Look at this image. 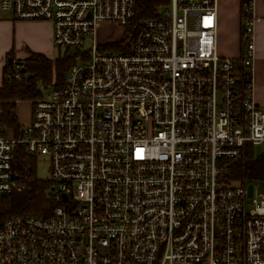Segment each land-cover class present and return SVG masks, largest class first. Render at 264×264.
I'll list each match as a JSON object with an SVG mask.
<instances>
[{
	"label": "built area",
	"instance_id": "built-area-1",
	"mask_svg": "<svg viewBox=\"0 0 264 264\" xmlns=\"http://www.w3.org/2000/svg\"><path fill=\"white\" fill-rule=\"evenodd\" d=\"M170 1L136 22L138 0H0L50 22L55 48L86 46L18 133L0 130V198L26 189L24 152L46 157L55 203L0 220V264H264V192L225 179L264 144L253 1L238 58L218 53L216 0ZM101 23L119 39L100 42Z\"/></svg>",
	"mask_w": 264,
	"mask_h": 264
},
{
	"label": "trees",
	"instance_id": "trees-1",
	"mask_svg": "<svg viewBox=\"0 0 264 264\" xmlns=\"http://www.w3.org/2000/svg\"><path fill=\"white\" fill-rule=\"evenodd\" d=\"M170 2V0H138L135 21L157 16V9L160 6L169 5ZM251 2L252 0L243 1L242 17L245 21L250 17ZM243 47L242 39V51ZM115 48L114 45L107 47L108 50ZM22 63L25 69L22 81H10L7 78L9 66L4 67L0 87V130L7 129L18 133L22 127L18 116V105L40 98L42 96L39 89L41 83L45 87L53 84L54 81L62 83L71 67L78 62L77 58L72 60L68 56L60 55L56 59H50L43 54L32 53ZM18 163L26 176L27 186L21 193H13L0 198V220L18 215L48 217L55 207V203L48 195L51 183L39 176L34 158L20 152ZM225 179L227 182L264 183V154L256 156L254 147H247L244 157L228 167Z\"/></svg>",
	"mask_w": 264,
	"mask_h": 264
},
{
	"label": "crops",
	"instance_id": "crops-1",
	"mask_svg": "<svg viewBox=\"0 0 264 264\" xmlns=\"http://www.w3.org/2000/svg\"><path fill=\"white\" fill-rule=\"evenodd\" d=\"M243 1L216 0L218 12L217 48L219 53L228 58H238L242 55V27L245 24L242 17ZM252 1L253 15L256 18L254 25L255 100L264 110V0ZM2 17L3 12L0 10L1 81H3L5 59L8 55H12L20 61L28 59L32 53L53 58L55 47L53 45V25L50 22L21 21L14 19L12 15L8 18ZM24 47L30 50V55L27 56V52H22Z\"/></svg>",
	"mask_w": 264,
	"mask_h": 264
},
{
	"label": "rangeland",
	"instance_id": "rangeland-1",
	"mask_svg": "<svg viewBox=\"0 0 264 264\" xmlns=\"http://www.w3.org/2000/svg\"><path fill=\"white\" fill-rule=\"evenodd\" d=\"M167 8H169V5L160 6L157 9V14L159 15L162 13L165 15ZM10 16L11 15L9 13L3 12L2 18H8ZM121 32H122L121 27L118 25H112L109 23H101L98 27V39L100 42H111V41L119 39V37L121 36ZM220 46H221V43H220ZM85 49H86V46L80 48L79 50H66V49L54 48V56L52 59H56V58L60 57V55H62V57L68 56L72 60L77 58V62L79 64H81L82 63V60H81L82 57L80 56V54L83 53L85 51ZM220 49H221V47H220ZM29 51L30 50L27 49L26 47H24L22 50V52H27V56L31 54V52H29ZM66 52H68V53L66 54ZM15 53H18V52L15 51ZM9 54H12V53H9ZM219 55H221L222 57H225L221 53H219ZM1 83H2V81H1V68H0V86H1ZM53 87H54L53 84H49L47 87H45L41 83L39 85V89H40L42 96L46 97L48 95V93L50 91H52ZM32 102L33 101L22 102L18 105V116H19V119H20V122L22 125L27 124L29 121L30 114L32 111ZM254 151H255L256 156H262L264 154V144L256 145L254 147ZM45 160H46L45 156H39L38 157V160L36 162L37 163V171H38V174L41 178H43L44 180L45 179L49 180L50 173H49V169H48L47 165L45 164ZM255 185L257 186V188L260 191L264 192V183L258 182ZM252 188H253V186H252ZM48 195H50V192H48Z\"/></svg>",
	"mask_w": 264,
	"mask_h": 264
},
{
	"label": "water",
	"instance_id": "water-1",
	"mask_svg": "<svg viewBox=\"0 0 264 264\" xmlns=\"http://www.w3.org/2000/svg\"><path fill=\"white\" fill-rule=\"evenodd\" d=\"M23 72L25 73V69L23 70Z\"/></svg>",
	"mask_w": 264,
	"mask_h": 264
}]
</instances>
